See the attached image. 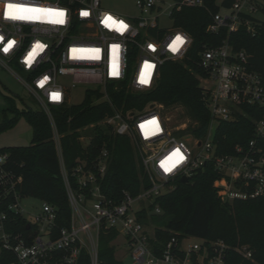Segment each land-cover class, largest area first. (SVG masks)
Segmentation results:
<instances>
[{
  "label": "built area",
  "instance_id": "2783aa9c",
  "mask_svg": "<svg viewBox=\"0 0 264 264\" xmlns=\"http://www.w3.org/2000/svg\"><path fill=\"white\" fill-rule=\"evenodd\" d=\"M225 1L216 0L218 10L206 31L217 39L226 30V37L205 43L199 52L204 73L198 77L211 114L203 138L172 129L154 104L131 113L132 119L120 111L103 119L114 133L131 140L151 182L137 196L124 191L117 201L101 186L111 163L107 147L93 161L78 158L69 175L51 108L72 104L70 94L77 87L85 92L100 88L105 100H110L108 83L126 84L133 91L154 88L162 65L183 61L193 47L191 34L175 25L173 11L206 8L208 1L177 0L169 12L174 25L165 28L159 24V0H136L138 16L107 9L102 0H0V60L30 75L25 84L51 121L72 208L70 226L56 233V207L42 201L34 212L25 208L18 189L22 177L8 167L9 153L0 150V248L14 253L16 260L9 264H78L83 248L91 264H99L101 228L119 231L130 249L131 264H227L231 250L244 259L253 257L249 245L232 246L223 239L176 233L160 240L156 226L139 218L183 177L190 179L208 165L219 175L215 187L224 201L264 196V59L259 63L253 52L236 49L230 40L242 28L251 36L259 33L264 0H233L230 6ZM248 108L261 113L254 121L253 137L234 145L232 152H221L219 124L236 120ZM161 212L159 205L150 211ZM15 214L25 218L32 234L8 231ZM58 252L62 254L54 258Z\"/></svg>",
  "mask_w": 264,
  "mask_h": 264
},
{
  "label": "trees",
  "instance_id": "16d2710c",
  "mask_svg": "<svg viewBox=\"0 0 264 264\" xmlns=\"http://www.w3.org/2000/svg\"><path fill=\"white\" fill-rule=\"evenodd\" d=\"M206 8L184 7L174 10L175 25L182 27L194 39L193 47L183 61H167L161 67V74L154 88L133 91L126 84L108 83L110 100L101 99L100 88L86 91L85 100L80 104L52 107L56 127L61 135L64 160L71 176L78 158L93 161L101 149L107 147L111 153V163L102 181V191L110 198L120 201L124 191L137 196L151 182L145 176L143 166L135 152L131 140L113 132L103 119L116 111L132 119L131 113L149 109L153 104L164 115L162 107L182 105L193 120L191 132L203 138L209 130L211 114L204 100L200 80L196 74H203L198 64L199 52L205 43H213L226 37L223 30L216 39L206 31L212 20V13L218 10L216 0H207ZM233 0H226L230 6ZM230 40L236 49L247 48L255 54L259 63L264 59V22L256 36L245 29L231 34ZM6 103L0 116V132L12 127L25 117L33 128L30 145L7 146L8 167L22 177L18 189L23 197H34L47 201L57 209L56 233L70 226L72 208L61 171L53 127L47 112L34 110L30 106L20 108L11 96H4ZM162 106L161 108H159ZM261 113L248 108L236 120L222 122L216 130V138L222 144L221 152H232L234 145L245 143L254 135V121ZM95 134L89 143L81 140L82 130L89 125ZM218 173L211 165L197 172L188 182L178 181L172 191L159 196L154 203L139 213L146 224L156 226L158 239L166 241L174 234L191 235L207 239H223L232 246L249 245L253 251L251 259H244L230 251L227 264H264V196L247 200L224 201L215 187ZM71 179V178H70ZM73 180V178L71 179ZM159 205L161 213H150ZM12 222V223H11ZM8 231L17 234H32L25 218L12 215ZM120 235L115 228H101L98 244L99 264H120L113 241ZM62 252L55 253L54 258ZM16 260L14 253L0 248V264ZM78 264H91V256L86 248L79 255Z\"/></svg>",
  "mask_w": 264,
  "mask_h": 264
},
{
  "label": "rangeland",
  "instance_id": "374dc122",
  "mask_svg": "<svg viewBox=\"0 0 264 264\" xmlns=\"http://www.w3.org/2000/svg\"><path fill=\"white\" fill-rule=\"evenodd\" d=\"M176 2L177 0H159V5L163 12L159 21L160 26L168 28L174 25L172 17L169 16V12L173 9ZM102 5L107 9L123 15L138 16L140 12L136 0H102ZM196 76L199 78V74H196ZM28 79H30L29 73L22 70L18 65L10 64L7 67L0 60V116L6 106L4 96L13 97L20 108L27 105L34 110L44 109L25 84V81ZM85 97L86 92L83 87L73 88L70 94L72 104L82 103ZM162 109L164 110V117L172 129L180 130L182 133L191 132V127L194 126L195 122L188 116L184 106L174 105L171 107H162ZM99 124L102 125L103 123L99 122ZM95 126L91 124L82 130L81 136L83 139L81 138V140L84 143L89 142L91 137L94 136ZM32 138L33 128L29 121L25 117H22L12 127L0 132V148L30 145ZM132 146L136 152V147L133 143ZM41 204L42 201L34 197H25L23 200V205L31 212H34ZM113 244L116 247L117 258L124 264H131V252L124 237L119 235L113 241Z\"/></svg>",
  "mask_w": 264,
  "mask_h": 264
},
{
  "label": "water",
  "instance_id": "95a60500",
  "mask_svg": "<svg viewBox=\"0 0 264 264\" xmlns=\"http://www.w3.org/2000/svg\"><path fill=\"white\" fill-rule=\"evenodd\" d=\"M181 181H182V182H188L189 179H188L187 177H183V178L181 179Z\"/></svg>",
  "mask_w": 264,
  "mask_h": 264
},
{
  "label": "snow or ice",
  "instance_id": "6c2138e0",
  "mask_svg": "<svg viewBox=\"0 0 264 264\" xmlns=\"http://www.w3.org/2000/svg\"><path fill=\"white\" fill-rule=\"evenodd\" d=\"M12 7V5H9V8H11ZM122 23V22H121ZM123 27H126V25L125 26H123Z\"/></svg>",
  "mask_w": 264,
  "mask_h": 264
}]
</instances>
